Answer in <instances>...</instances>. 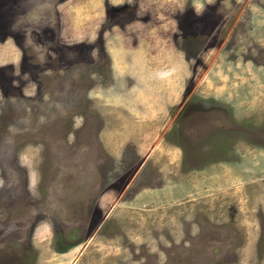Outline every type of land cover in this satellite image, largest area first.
Here are the masks:
<instances>
[{"label":"rangeland","instance_id":"rangeland-1","mask_svg":"<svg viewBox=\"0 0 264 264\" xmlns=\"http://www.w3.org/2000/svg\"><path fill=\"white\" fill-rule=\"evenodd\" d=\"M12 1L0 0L7 8L0 28L12 4L35 14L21 19L27 38L16 34L18 43L3 41L0 31V264L133 263L139 244L151 251L167 243L152 230L161 222L179 233L173 216L231 211L244 214L239 225L248 227L241 234L248 251L239 253L256 261L262 234L245 216L264 213V0H159L152 23L114 28L115 40L105 34L114 63L140 53L138 66L126 63L137 80L111 82L98 73L107 71L105 61L76 64L74 83L62 85L61 108L27 98L36 87L44 94L45 86L37 85L39 75L20 76L19 63L24 56L37 63L44 52L45 9L59 16L60 41L87 51L105 0ZM170 7L185 10L177 29ZM21 91L28 107L7 108ZM215 126L230 133H218L211 144L209 137L188 140V132ZM93 187L95 194L82 191ZM93 204L115 236L98 228L87 233Z\"/></svg>","mask_w":264,"mask_h":264},{"label":"flooded vegetation","instance_id":"flooded-vegetation-1","mask_svg":"<svg viewBox=\"0 0 264 264\" xmlns=\"http://www.w3.org/2000/svg\"><path fill=\"white\" fill-rule=\"evenodd\" d=\"M9 1L13 2L12 0ZM41 1L45 2L46 4L49 2L53 3V0ZM158 2L159 0H120L117 3H111L110 0H105L102 2V9L104 11L103 23L96 27L92 25L94 28V39L89 43L90 45L87 47V51H80L79 47H75V45L70 46L68 43L60 41L59 16H57L56 11L54 14H52L49 12L50 9L43 10L44 18L40 22L41 24H44L43 29H45V36L41 37L39 44L42 45L41 48L44 52L39 54L40 56L37 57V63H32L30 58L28 59L29 61L26 62L24 56V63L22 60L19 63L20 73L18 74L20 76H26L27 79L30 77V73L39 75L41 77V83L38 82L37 85H39L41 88L42 86H45V89L43 90L44 94H40V89L36 87L34 94L35 97L28 94L27 98L31 100L34 98H36L35 100H46L49 102V108H54L53 105H55L56 108H61L63 93H65L62 92V85L65 84L67 86L74 83V76L77 73L73 72V74H70V72L74 70L73 66L76 64L82 66L88 63V65L99 67L102 65L101 62L105 61L107 66L103 65V70L107 71L98 73L100 75L107 74L110 78L113 72L112 58L110 52L105 47V34L108 32L110 37L115 40V37L113 36L115 34L113 31L114 28H119L125 31L130 25L138 22L150 23L154 18H156V16H154L155 9L152 7V5L155 3L157 4ZM45 3L42 4L45 5ZM56 3L57 0H55V5H57ZM177 6L178 5H176V7ZM5 7L6 5L0 4V11L7 12V8ZM11 7V15L5 24L7 26L9 25V27L4 28L5 25H2L0 28V31L2 32L1 39L3 41H7V39L11 37L14 43H18V40L20 41V39H16V34L19 33V36L21 33L22 39L27 38L25 33H23V27L20 26L21 19H24L26 16H34L35 13L33 10H31V8L27 10L22 7L20 8L18 3L12 4ZM45 7H47V5H45ZM178 9L179 8L173 9V7H170V10H168L170 14L169 20L173 29L175 26L176 29L179 28L177 17L179 18L185 12V10L182 11L183 13L180 15L179 13L182 9L180 11H178ZM11 26H16L17 30L20 28V31L14 33L15 30L11 28ZM132 27L133 26H131V28ZM171 34L173 35L174 31ZM75 49H78V51ZM75 52L81 55L82 58L80 57L81 59H77V57L74 55ZM86 54L89 56H94L96 54L97 57L95 59L93 57H86ZM48 74L51 75L47 76ZM65 74H68V76ZM93 76H95V74ZM23 82L24 84L22 87L25 88V80H23ZM88 89L89 90H87V93L92 89V85H89ZM22 92L23 91H21L19 95H16L18 97L16 98L18 103L12 105L6 104L8 106L7 108L28 107L26 105L28 104V100L24 99L27 96V93ZM17 93L18 92H16V94ZM3 112L4 111H1L0 114H3ZM58 117L60 118L61 116L57 115L55 111V113L52 115V118L57 120ZM17 118H19V121L27 120L25 119V115L22 117V119L20 116ZM218 133L230 132H224L219 126H215L214 130L211 132H188L187 134L189 135L188 140L191 142H195V139L204 141L209 137L208 142L206 143L211 144V141H216L215 139ZM199 144L203 143L196 142V145ZM185 162L186 166L189 165V161L187 159ZM82 191L85 193L91 191L95 194L96 187L89 189L85 188V190ZM100 192L101 193L99 197L103 193L101 190ZM92 212L94 216L90 217L91 221H89L87 233L90 231H95V229L98 228V231L101 233V235L115 236L116 233L110 234L107 229L105 230L104 227L107 226L106 220H104V214L101 212V210H98V204L97 208L93 204ZM257 214V216H252L250 221H248L249 216L246 215L245 223L247 226L250 225V229H252L251 231L254 232L256 220L259 236L261 234L263 236L264 213L261 211ZM208 215L210 214L191 212L178 216L177 218L173 216L172 219L175 221H172V225L175 227H180L178 230L179 233H176L173 231V229H171L169 222L166 224L165 222H161L160 227H153L152 230L153 233L165 238L167 243L165 245L157 244L154 246V249L151 247V251L146 249L148 245L146 246L141 243L138 246V257L135 258L133 263L124 262L123 264H263L264 245L260 244L262 241V236L260 241L258 237L257 240L259 243L254 247L257 250V253L254 257L256 261L251 262L249 259L244 260L242 258L243 256L239 253L240 251L246 253L248 251L244 249L248 245H244L241 239V234L248 231V227L239 225L240 222H242L240 217L244 216V214L231 211L225 214H211L213 216ZM164 225H168V228L162 231L161 227ZM157 229H160V232L157 231ZM156 234L154 239L158 238ZM132 248L133 246H131V249ZM247 257L253 258L250 255Z\"/></svg>","mask_w":264,"mask_h":264},{"label":"crops","instance_id":"crops-1","mask_svg":"<svg viewBox=\"0 0 264 264\" xmlns=\"http://www.w3.org/2000/svg\"><path fill=\"white\" fill-rule=\"evenodd\" d=\"M114 31V30H113ZM115 32V31H114ZM114 37H115V39L117 38V33L115 32V34L113 35ZM114 45V47H115V44H113ZM119 47V46H118ZM112 58V57H111ZM125 59H128V61H126V63L128 64V65H131V67H132V64H136L137 66H138V60H139V62L141 61V55H140V53L138 54L137 52H135V55L134 54H132V55H126V57H125ZM123 63V64H122ZM120 62V61H118L117 60V63H114V58H112V68H113V72H112V74H111V76H110V79H111V82L112 81H114V80H118V79H121L120 77L121 76H127L126 78L128 79V80H130L131 82L133 81V80H137V76L135 75V77H133V75H129L128 74V70H130L128 67H127V64L126 63H124V62ZM130 71H132V70H130ZM151 77H152V74L151 73H149L148 74V77H147V75H146V79H145V81L147 82V80H149V79H151ZM125 78V79H126ZM142 80H143V78H142ZM122 82V81H121ZM121 82H119V83H121ZM125 82V81H124ZM141 82H144V81H141ZM122 137V136H121ZM126 138V137H125ZM143 165H141L140 167H142Z\"/></svg>","mask_w":264,"mask_h":264},{"label":"clouds","instance_id":"clouds-1","mask_svg":"<svg viewBox=\"0 0 264 264\" xmlns=\"http://www.w3.org/2000/svg\"><path fill=\"white\" fill-rule=\"evenodd\" d=\"M202 7V6H201ZM171 73H161L160 75L161 76H168V75H170Z\"/></svg>","mask_w":264,"mask_h":264}]
</instances>
